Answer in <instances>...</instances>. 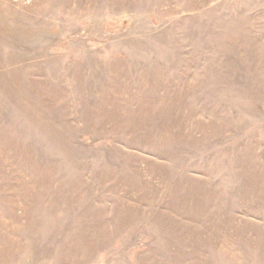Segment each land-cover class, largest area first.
Returning <instances> with one entry per match:
<instances>
[{"label":"rangeland","instance_id":"rangeland-1","mask_svg":"<svg viewBox=\"0 0 264 264\" xmlns=\"http://www.w3.org/2000/svg\"><path fill=\"white\" fill-rule=\"evenodd\" d=\"M0 264H264V0H0Z\"/></svg>","mask_w":264,"mask_h":264}]
</instances>
